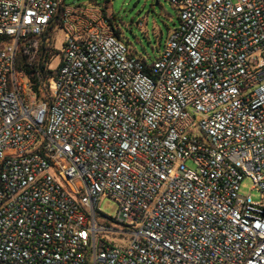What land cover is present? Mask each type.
I'll list each match as a JSON object with an SVG mask.
<instances>
[{"label": "built area", "instance_id": "2783aa9c", "mask_svg": "<svg viewBox=\"0 0 264 264\" xmlns=\"http://www.w3.org/2000/svg\"><path fill=\"white\" fill-rule=\"evenodd\" d=\"M167 1L148 64L108 5L0 0V264H264V0Z\"/></svg>", "mask_w": 264, "mask_h": 264}, {"label": "rangeland", "instance_id": "374dc122", "mask_svg": "<svg viewBox=\"0 0 264 264\" xmlns=\"http://www.w3.org/2000/svg\"><path fill=\"white\" fill-rule=\"evenodd\" d=\"M64 4L67 6L94 4L99 7L108 5L112 15L110 21L119 33L120 40L148 64L158 58L168 35L179 23L177 11L167 0H65ZM61 42L62 34L57 31L52 67L57 64L56 52L60 50ZM186 165L191 167L189 162ZM251 188L252 183L245 179L241 183L240 192L250 195L252 200L257 201L259 192ZM100 210L109 217H115L117 205L110 199H103Z\"/></svg>", "mask_w": 264, "mask_h": 264}, {"label": "trees", "instance_id": "16d2710c", "mask_svg": "<svg viewBox=\"0 0 264 264\" xmlns=\"http://www.w3.org/2000/svg\"><path fill=\"white\" fill-rule=\"evenodd\" d=\"M103 7V6H102ZM114 34H115V36H117V37H119V33L116 31V30H114ZM49 54H48V56H46V58L48 59L49 58Z\"/></svg>", "mask_w": 264, "mask_h": 264}]
</instances>
